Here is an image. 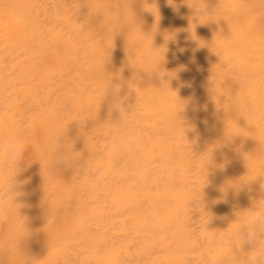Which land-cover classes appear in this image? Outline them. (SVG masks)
Here are the masks:
<instances>
[{
    "label": "bare ground",
    "instance_id": "6f19581e",
    "mask_svg": "<svg viewBox=\"0 0 264 264\" xmlns=\"http://www.w3.org/2000/svg\"><path fill=\"white\" fill-rule=\"evenodd\" d=\"M9 140L0 264H207L264 198V0H0Z\"/></svg>",
    "mask_w": 264,
    "mask_h": 264
},
{
    "label": "clouds",
    "instance_id": "9594fccd",
    "mask_svg": "<svg viewBox=\"0 0 264 264\" xmlns=\"http://www.w3.org/2000/svg\"><path fill=\"white\" fill-rule=\"evenodd\" d=\"M134 153H143V142L136 139L130 145ZM23 147L15 140L0 143V171L14 169L18 174L20 162L23 159ZM236 228L231 242L214 239L205 253L207 264H264V198L256 200L248 210H242L235 219ZM247 246L249 251L241 258L237 251H243ZM231 248V255L227 249Z\"/></svg>",
    "mask_w": 264,
    "mask_h": 264
}]
</instances>
